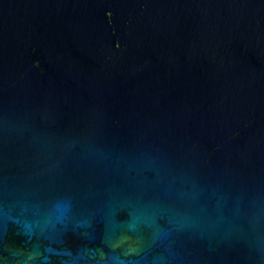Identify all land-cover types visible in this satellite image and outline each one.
Here are the masks:
<instances>
[{"label":"water","instance_id":"1","mask_svg":"<svg viewBox=\"0 0 264 264\" xmlns=\"http://www.w3.org/2000/svg\"><path fill=\"white\" fill-rule=\"evenodd\" d=\"M0 264H264V0H0Z\"/></svg>","mask_w":264,"mask_h":264}]
</instances>
